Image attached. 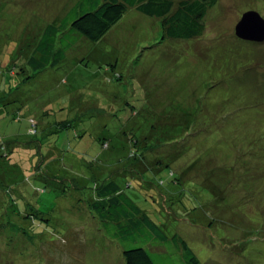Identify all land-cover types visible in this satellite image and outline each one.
Here are the masks:
<instances>
[{"label":"rangeland","instance_id":"1","mask_svg":"<svg viewBox=\"0 0 264 264\" xmlns=\"http://www.w3.org/2000/svg\"><path fill=\"white\" fill-rule=\"evenodd\" d=\"M79 1L0 0V264H125L130 243L89 204L105 181L200 264H264V41L235 33L264 0H219L183 41L129 7L23 81L45 26L81 14ZM175 247L153 246L155 263L185 264Z\"/></svg>","mask_w":264,"mask_h":264},{"label":"trees","instance_id":"2","mask_svg":"<svg viewBox=\"0 0 264 264\" xmlns=\"http://www.w3.org/2000/svg\"><path fill=\"white\" fill-rule=\"evenodd\" d=\"M218 1L80 0L78 5L84 9L81 14L77 15V9H73L69 14L74 13L76 15L74 18H70L68 14L61 20L48 23L45 26L34 51L28 55L26 66L18 69L19 74L25 81L31 77L29 73L33 70L39 71L58 66L66 59L67 51L71 48L67 43V38L74 34H80L92 41H99L121 20L129 7L160 19L162 40L195 39L204 33L207 11ZM29 131L31 134H36L34 133L36 131L33 132L31 129ZM101 139L104 144L106 138ZM29 143L22 144L27 147ZM191 149L193 148L191 147ZM198 155L200 154L195 155L193 160L187 163V166L195 164L200 158ZM171 156L174 157V154ZM158 161L162 164L157 168L166 166L160 162L161 160ZM138 163L142 164V161L139 159L138 162L135 161L131 165H137L135 168H138ZM184 166L181 168L183 169ZM169 172L170 177L177 176L173 169H169ZM129 184L126 187H130ZM89 204L100 218L107 235L118 241L130 243L123 250L125 264H156L151 248L157 244L175 245V248L180 250V254L183 253L185 264H200L199 258L184 238L178 234L169 237L156 221L142 211L139 204L124 188H119L112 181L96 184Z\"/></svg>","mask_w":264,"mask_h":264},{"label":"water","instance_id":"3","mask_svg":"<svg viewBox=\"0 0 264 264\" xmlns=\"http://www.w3.org/2000/svg\"><path fill=\"white\" fill-rule=\"evenodd\" d=\"M235 33L243 40L264 41V17L257 10L244 12L235 26Z\"/></svg>","mask_w":264,"mask_h":264}]
</instances>
